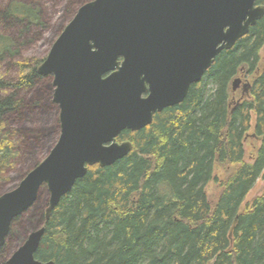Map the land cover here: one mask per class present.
Segmentation results:
<instances>
[{
	"label": "trees",
	"instance_id": "1",
	"mask_svg": "<svg viewBox=\"0 0 264 264\" xmlns=\"http://www.w3.org/2000/svg\"><path fill=\"white\" fill-rule=\"evenodd\" d=\"M89 1L68 0L69 21ZM45 5L0 0V195L10 190L4 189L7 175L23 154L47 136L48 98L59 115L49 95L51 77L37 72L46 56L20 54L47 28ZM263 47L264 16L217 55L183 101L156 112L140 130L122 131L117 141H130L131 151L112 165L88 167L44 222L46 200L33 229L45 226L35 258L54 264H264V190L243 206L264 169ZM237 77L250 86L233 90ZM250 138L256 144L247 156ZM211 181L214 196L206 190ZM21 216L0 246V264L24 241L10 246L8 240Z\"/></svg>",
	"mask_w": 264,
	"mask_h": 264
},
{
	"label": "water",
	"instance_id": "2",
	"mask_svg": "<svg viewBox=\"0 0 264 264\" xmlns=\"http://www.w3.org/2000/svg\"><path fill=\"white\" fill-rule=\"evenodd\" d=\"M264 16L256 0H91L81 5L37 68L51 75L60 134L43 160L0 195V246L12 222L48 193L44 222L88 167H105L132 149L116 138L184 100L222 50ZM240 79L232 83L233 90ZM250 83L243 84L246 90ZM146 94V95H145ZM45 226L31 231L6 264L35 258Z\"/></svg>",
	"mask_w": 264,
	"mask_h": 264
},
{
	"label": "rangeland",
	"instance_id": "3",
	"mask_svg": "<svg viewBox=\"0 0 264 264\" xmlns=\"http://www.w3.org/2000/svg\"><path fill=\"white\" fill-rule=\"evenodd\" d=\"M46 3L47 5H45L46 9L44 13L48 20V26L47 28H42L41 30H39L38 35L35 36L30 43L21 46L20 54L22 58L45 57L54 40H56L62 28L70 19V14L66 12V5L68 4V0H46ZM260 57L261 64H264V47L260 51ZM236 79H240L237 90H241L243 84L246 83L247 80H245L244 77H237ZM51 83L52 79H50V82H48L47 84L51 86ZM248 83H250V81H248ZM49 95L52 97L51 89L49 90ZM44 106L49 122L47 124L48 127L45 131L47 133V136L43 137L40 147H38L37 149H31V151L28 153H24L20 162L17 163V166L8 173V181H6L4 186L5 190H9L15 187L20 181L22 175L26 173L30 168H32L38 160H41L47 154L48 150L51 146H53L59 136V127L57 126L56 120V117L59 115L51 101V98H48V102L44 103ZM252 144H256V141H252L250 138L246 143L247 156L249 151L251 150ZM246 158L248 159V157ZM215 173H217L218 175H222L221 169L218 167L215 169ZM206 190L211 196H214L216 194V191H218L214 181L208 183ZM263 190L264 169L245 197L243 206L246 203H251L255 197L261 195ZM47 198V190L45 188H42L35 204L22 214L20 222L14 226L12 235L10 236V239H8L10 241V246L20 244V242H22V240L25 239L31 231H33L40 216V208L46 202Z\"/></svg>",
	"mask_w": 264,
	"mask_h": 264
},
{
	"label": "flooded vegetation",
	"instance_id": "4",
	"mask_svg": "<svg viewBox=\"0 0 264 264\" xmlns=\"http://www.w3.org/2000/svg\"><path fill=\"white\" fill-rule=\"evenodd\" d=\"M49 77H51V79H53V77L51 76V75H49ZM52 87H53V90H54V86H53V84H52ZM146 95V94H145ZM52 100H53V95H52ZM54 102V101H53ZM55 105H57L56 103H54ZM57 107H58V105H57ZM58 109H59V107H58ZM129 131V130H128ZM116 140H117V138H116Z\"/></svg>",
	"mask_w": 264,
	"mask_h": 264
}]
</instances>
